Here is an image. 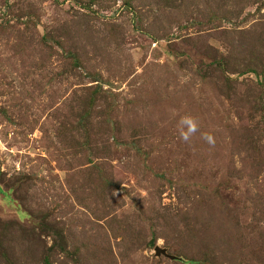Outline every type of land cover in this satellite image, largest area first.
Listing matches in <instances>:
<instances>
[{
  "label": "rangeland",
  "instance_id": "1",
  "mask_svg": "<svg viewBox=\"0 0 264 264\" xmlns=\"http://www.w3.org/2000/svg\"><path fill=\"white\" fill-rule=\"evenodd\" d=\"M0 264H264V0H0Z\"/></svg>",
  "mask_w": 264,
  "mask_h": 264
},
{
  "label": "clouds",
  "instance_id": "2",
  "mask_svg": "<svg viewBox=\"0 0 264 264\" xmlns=\"http://www.w3.org/2000/svg\"><path fill=\"white\" fill-rule=\"evenodd\" d=\"M180 135L183 140L188 141L190 137L197 132L198 122L197 119L191 115H186L181 118L180 122ZM209 144H214V138L211 134H204L203 137Z\"/></svg>",
  "mask_w": 264,
  "mask_h": 264
},
{
  "label": "water",
  "instance_id": "3",
  "mask_svg": "<svg viewBox=\"0 0 264 264\" xmlns=\"http://www.w3.org/2000/svg\"><path fill=\"white\" fill-rule=\"evenodd\" d=\"M156 252H157V254H164V255H166V253H165V251L164 250H160L159 248H156ZM167 256V255H166ZM171 259H173V260H175V258L174 257H172L171 256Z\"/></svg>",
  "mask_w": 264,
  "mask_h": 264
}]
</instances>
